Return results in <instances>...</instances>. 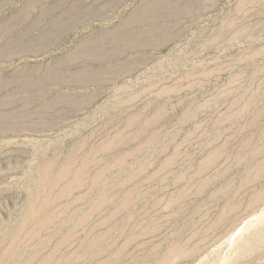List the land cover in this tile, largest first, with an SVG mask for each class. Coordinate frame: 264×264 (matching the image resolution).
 I'll use <instances>...</instances> for the list:
<instances>
[{
    "label": "rangeland",
    "instance_id": "obj_1",
    "mask_svg": "<svg viewBox=\"0 0 264 264\" xmlns=\"http://www.w3.org/2000/svg\"><path fill=\"white\" fill-rule=\"evenodd\" d=\"M0 264H264V0H0Z\"/></svg>",
    "mask_w": 264,
    "mask_h": 264
}]
</instances>
